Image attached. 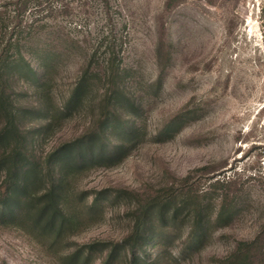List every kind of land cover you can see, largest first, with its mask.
Listing matches in <instances>:
<instances>
[{"label":"rangeland","instance_id":"374dc122","mask_svg":"<svg viewBox=\"0 0 264 264\" xmlns=\"http://www.w3.org/2000/svg\"><path fill=\"white\" fill-rule=\"evenodd\" d=\"M0 11V44L20 40L23 49L73 52L46 81L54 108L60 109L85 67L76 54L91 57L95 72L109 60L119 66V122L136 123L137 129L124 140L121 159H101L79 175L86 203L100 193L107 197L101 215L71 242L121 240L135 202L182 195L185 183L210 203L211 221L222 195L234 200L236 214L226 226L214 220L203 247L186 254L194 216L192 209L180 210L178 231L167 243L170 264H214L261 230L264 0H0ZM32 66L40 70L37 62ZM13 82L21 126L38 130L45 124L43 106L30 76ZM91 83L82 106L38 138V151L82 139L99 121L108 80ZM229 178L235 181L231 190L209 188ZM115 190L133 195L118 197ZM0 264L60 263L21 230L0 226Z\"/></svg>","mask_w":264,"mask_h":264},{"label":"trees","instance_id":"16d2710c","mask_svg":"<svg viewBox=\"0 0 264 264\" xmlns=\"http://www.w3.org/2000/svg\"><path fill=\"white\" fill-rule=\"evenodd\" d=\"M3 14L0 11V16ZM21 46L20 40L15 44L11 41L0 44L1 227L21 230L60 264H170L167 243L178 231L174 222L180 210L192 209L194 216L188 230L186 254L203 247L214 220L215 224L226 226L234 219L237 205L228 194L217 202L211 221L210 203H204L199 193L185 183L187 187L182 195L167 192L135 202L129 212L130 230L121 240L96 239L80 245L71 242L73 235L101 215V202L107 197L100 193L86 203L87 193L77 187L79 175L101 159H121L124 140L134 135L137 126L119 122V66L113 60L105 62L102 68L97 65L95 72L91 57L87 58L83 51L76 54L85 58V67H81L80 78L59 109L54 108L45 84L55 66L73 52L48 46L28 49ZM33 62H37L40 70L34 69ZM29 76L34 94L42 101L45 120V124L33 131L19 122L21 108L15 102L16 88L12 84L17 80L24 82ZM95 77L108 80L99 121L82 139L53 145L46 152L38 151V138L50 134L61 115L82 106ZM189 179L190 176L185 178L187 182ZM234 182L230 178L216 180L209 188L231 190ZM114 192L118 197L133 195L126 190ZM176 198L180 200L177 202ZM150 246L157 248V252L148 253ZM214 264H264V225L252 239L239 241L234 250L217 258Z\"/></svg>","mask_w":264,"mask_h":264}]
</instances>
